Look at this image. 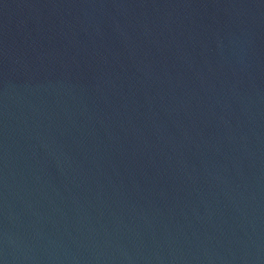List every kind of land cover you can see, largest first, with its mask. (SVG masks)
<instances>
[{
  "label": "water",
  "instance_id": "1",
  "mask_svg": "<svg viewBox=\"0 0 264 264\" xmlns=\"http://www.w3.org/2000/svg\"><path fill=\"white\" fill-rule=\"evenodd\" d=\"M0 264H264V0H0Z\"/></svg>",
  "mask_w": 264,
  "mask_h": 264
}]
</instances>
